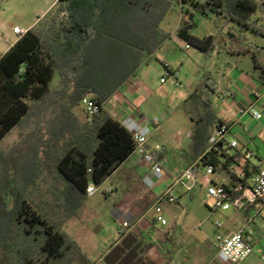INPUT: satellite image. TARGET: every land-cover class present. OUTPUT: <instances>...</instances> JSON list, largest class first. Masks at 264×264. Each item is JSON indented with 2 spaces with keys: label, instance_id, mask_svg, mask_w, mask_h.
I'll use <instances>...</instances> for the list:
<instances>
[{
  "label": "trees",
  "instance_id": "obj_1",
  "mask_svg": "<svg viewBox=\"0 0 264 264\" xmlns=\"http://www.w3.org/2000/svg\"><path fill=\"white\" fill-rule=\"evenodd\" d=\"M59 2L60 10L66 13L64 18L58 22L53 20L48 27L28 29L0 56V143L14 128L28 121L32 124L35 122L36 129L28 131L21 149L29 148L34 143L35 155L40 157V153L46 152L48 150L46 148H51L50 143H54L50 149L51 158L48 164H55L57 178L64 183L63 188L57 183L54 185L56 190L51 194L52 209L34 204L31 199L28 201L24 188L17 183L18 179L14 172L17 165L13 161L12 151L9 150L10 153L4 155L5 151L0 148V157L11 158L3 166L6 169L8 184L0 189V222L1 219L7 218L9 222L8 234L0 237V264H6L3 257H6L7 264H92L79 243L64 228L72 217H80L81 213L66 210L61 199L56 200V197L59 194L61 196L66 194L74 203L82 204V199L88 195L89 184L104 183L135 153L137 146L133 135L124 124L104 108L105 98L110 94L96 95L101 103V110L93 116L91 121L93 130L87 135L79 127L77 129L81 131L80 133L70 132L73 129L71 124L74 123V117L70 113V122L63 125L61 133L54 137V142L53 138L50 140L49 134L46 138L42 126L45 124L51 126V119L58 118L61 114L54 105L57 101L50 94L56 73L62 69L59 60L61 47L71 45L67 53L77 58L73 65L70 64L71 74L62 76V85L67 92L73 85L72 78L75 77L76 69L86 65L83 61L80 63V60L81 57L87 58L85 51L91 41H97L105 36L136 38L138 43L134 44L132 50L121 55L123 61L136 55L140 59L144 51L149 56L153 55L159 45L170 36L169 33L162 32L160 24L172 9V0H59ZM178 2H187L193 9V12L189 13L190 19L182 17L178 36L203 51L206 56L211 55L216 47L226 45L227 40L224 36L200 37L193 34L192 30L196 26L193 19L195 14L206 16L214 14L225 18L227 22H237L243 29L253 26V15L264 5V1L260 0H178ZM153 12L159 15H151ZM134 13L144 15L147 21L152 19L148 21L152 24L151 31L144 33L134 29ZM61 31L66 35V40L70 34L74 36L70 38L71 44L59 41ZM232 37L235 40H231L229 47L234 54L251 53L255 61L254 54L248 49L244 50L234 34ZM208 87L213 89V86L207 84V89ZM209 90L205 91L196 86L188 100L195 101V111L190 112L195 123L191 133L194 160L203 156L209 147L215 126L224 122L214 111ZM80 92L78 96L80 100L89 94L83 88ZM49 98L52 100L49 101ZM38 100L42 102L33 107V102ZM40 126L41 128L37 129ZM68 135L69 138H66ZM29 140L33 143L31 144ZM18 145L17 150L20 151ZM211 163L220 171L229 164L221 161L217 155H212ZM1 164L0 159V169ZM41 168L42 165L39 170ZM29 180L32 183L34 181L32 178H28V182ZM62 209L63 213L60 212ZM108 262L113 264L112 256Z\"/></svg>",
  "mask_w": 264,
  "mask_h": 264
},
{
  "label": "rangeland",
  "instance_id": "obj_2",
  "mask_svg": "<svg viewBox=\"0 0 264 264\" xmlns=\"http://www.w3.org/2000/svg\"><path fill=\"white\" fill-rule=\"evenodd\" d=\"M58 0H0V22H8V24L13 27L15 24H22L23 22L32 21L37 14H41L40 11L45 6L52 3H57ZM261 2L264 0H260ZM173 6L170 13L167 15L168 29L171 33L177 30V24L183 17L180 14L184 13L186 18L190 19V14L193 12L192 6L187 2H178V0H172ZM58 3L55 11L50 15V21L61 20L66 16L65 11H61ZM182 12V13H181ZM154 13V14H153ZM151 15H159L157 12H153ZM135 14L134 29L141 32L151 31L152 24L145 20L144 15ZM133 14V15H134ZM179 14V15H178ZM194 21L196 26L192 30L193 34L204 37L209 33H213L218 38L224 36L226 45L229 46L231 40H235V37L239 40V45L244 50H250L254 56L255 61L251 53L242 54L240 57L230 56V63L237 66V72L240 73L244 71V79L239 80L237 77L232 78V80L238 84L240 87L251 91L252 87L248 84L250 76L254 77V82L258 84L259 88L256 90L258 92L264 93V86L261 81V76L263 75L262 69H264V5H262L256 13L253 15L252 23L253 26L249 28H243L237 23H232L223 17H218L214 14L206 15H195ZM115 25V24H114ZM150 28V29H149ZM0 34L3 37V33L0 30ZM147 41V40H146ZM165 41L164 45H161ZM158 47L154 57L151 60L150 66V80L158 92L164 99V104L168 105V111L170 112V117L176 120V123H172L169 119L165 118V124L162 129L156 130L151 126L153 131L152 135L161 138V142L167 139L165 143L169 148L168 161H166V171L165 177L162 180V184H166L167 189L174 184L173 191L179 197V203L173 204V209H175V214H167L170 221L169 226L164 229L171 228V236L164 242L157 238L158 231L161 227L156 226L154 228L151 223V215L153 210H148L146 222H148L145 227V237L148 239L150 245L157 247L158 253H154V261L152 264H212L217 256V246H216V223L223 221L227 224H231L232 228L233 222L237 214L233 210H222V209H211L205 203V198L207 194V189L204 186L196 185L190 180L189 177L184 175L185 164L181 160L182 149L179 146L181 139L185 138L189 129H191L192 117L190 112H194L195 101H187L188 90H191L192 84L194 87H199L202 90L207 91V84L209 86L220 85V75H218L219 70L227 66V63L222 55L214 60L207 61L208 56L205 55L206 59L201 61L199 64L195 62V58L189 56V52H194L193 48L189 51H185L179 48L181 41L176 38L175 41L172 39L164 40ZM145 42V41H144ZM136 38L122 39L118 36H105L99 40L91 41L88 43V48L85 51L87 57L92 58V62L89 61L88 64L78 67L75 72V77L73 80V87L71 92H66L64 86L58 85L57 82L59 72L56 73L55 79L50 87L51 97H54L57 101V109L60 110V115L58 118H52L49 124L38 127L41 128L44 133H46V138L48 134L51 138L61 133V129L64 124H68L71 120L70 113L74 123L71 125L73 129L70 132L88 134L93 130L92 123L89 122L88 117L85 112V107L82 100L78 99L81 93L80 85L87 79L88 75L96 76L97 74H103L104 78L108 75L113 77V73L120 71L121 55L129 53L132 50L134 44H137ZM224 45V44H222ZM170 48V50H168ZM221 50H225L224 45ZM231 52V50H230ZM167 60L172 62L174 66L177 67L178 79L181 81L180 86H175L173 77H167L168 82L164 83L161 81L162 77H165L166 69L164 65L161 64L157 59ZM182 62V63H181ZM255 63L258 67L255 68ZM158 65L159 69H155L153 66ZM211 65V66H210ZM210 66V67H209ZM249 77H248V74ZM62 79V78H61ZM166 80V81H167ZM206 85V86H205ZM225 86V85H224ZM217 88V87H215ZM212 98V104L214 111L218 117L223 119H229L233 117V113L227 111V109L221 104V101H217L215 97L219 96V93H212L208 91ZM158 94V95H159ZM160 96V95H159ZM52 98H49V101ZM189 100V99H188ZM38 100L33 102L35 107ZM44 101V100H43ZM53 106V107H55ZM257 110H259L263 117L259 120L254 119L251 115L246 114L241 117V122L246 126V130L242 125L238 126L240 138L243 140H250V137L256 136V142L260 145L258 151L260 155L264 156V98H261L257 104H255ZM56 109V110H57ZM193 114V113H192ZM181 116L184 117L183 121H180ZM72 120V121H73ZM180 121V122H179ZM26 122L20 127L14 128L0 143V148L5 151L4 155H8L12 151L13 161L17 165L15 169V174L17 176L18 186L24 188L26 198L32 200L34 204H40L48 209H52L53 191L55 189V184L57 183L60 187H64V183L58 180L56 167L54 163L48 164L51 158V148L46 152H41L40 157L35 155V148L33 141L29 140L32 145L21 149L26 140L28 131L36 129L35 122ZM70 125V126H71ZM77 127L81 129L78 131ZM49 129V131H48ZM69 138V135L66 137ZM18 143H20L18 145ZM17 145L18 149L17 150ZM8 149V150H7ZM10 152L8 153V151ZM17 152V153H16ZM19 152V153H18ZM1 156V155H0ZM1 159V169L0 172V189L3 188L6 183V169L3 167L11 159L9 156L0 157ZM144 163L148 164L144 161ZM142 165L143 168L147 166ZM42 168L39 170L40 166ZM48 165V166H47ZM128 164H125L120 168L111 178H108L104 183L96 185L97 191L93 195H86L82 199V204L79 202L74 203L69 197L57 196V199H61L62 203L66 206V210H72L74 212L82 213L87 211L88 217L84 220L85 227L83 228V234L74 239L82 247L84 253L86 251L92 253V259L90 262L92 264H107L111 255L106 258V261L99 260L100 256L104 252V249L108 248L118 237L119 232L117 231V224L113 216L114 205L117 198L114 196H107L110 192L106 193V189L109 185H115L120 190L119 193L122 194L127 191L128 184H142L141 176L142 167L139 166L135 169H128ZM146 170V169H145ZM17 172V173H16ZM151 172L147 175H150ZM28 178H32V181ZM178 180V181H177ZM195 184V185H194ZM196 186L194 189H192ZM57 202V201H56ZM80 206V207H79ZM59 207V206H58ZM63 213V209L60 210ZM8 219V218H7ZM7 219H1L0 222V237H4L8 234V221ZM70 220L64 225V228L68 230ZM221 231H224L221 229ZM71 234V233H70ZM152 234V237H150ZM145 244V243H144ZM82 245H85L84 248ZM153 252H156L154 250ZM88 256V254L86 253ZM3 262L7 264L6 257H3ZM107 262V263H106ZM244 264H261V259L259 254H252Z\"/></svg>",
  "mask_w": 264,
  "mask_h": 264
},
{
  "label": "crops",
  "instance_id": "obj_3",
  "mask_svg": "<svg viewBox=\"0 0 264 264\" xmlns=\"http://www.w3.org/2000/svg\"><path fill=\"white\" fill-rule=\"evenodd\" d=\"M59 3V0L57 3H52L50 5L45 6L40 11V15L37 14V16L32 21L23 22L22 24H15L13 27H11L8 22H0V30L3 33V37L0 34V53L4 54L7 52L19 39L20 35L31 28H39L41 26L48 27L52 22L50 21V15L55 11L57 5ZM170 13V11L167 13V15ZM182 13V12H181ZM167 15L163 19V21L160 24V29L164 33H169L170 36L166 39H172L173 41L179 39L181 43L179 44V48H182V45L186 42L185 40L181 39L178 36V28L180 26V21L177 24V30L174 33H171V30L168 29L167 22ZM179 15V14H178ZM181 16H184V13L180 14ZM196 15V14H195ZM194 15V17H195ZM193 17V19H194ZM18 26L20 27L23 32L21 34H17L14 31V28ZM213 35V33H209V36ZM72 34L68 37L66 40V35L61 31L59 41L60 42H67L68 44H71L70 38H72ZM165 39V40H166ZM165 41L161 44L164 45ZM58 44V43H57ZM55 45V44H54ZM56 46V45H55ZM225 50H221L222 48L216 47V49L212 52L211 55H209L210 60H214L216 57L219 58L222 55L224 56V59L227 63V66L219 70L218 75H220V85H213V89L211 87H208L212 93H218L217 88L221 89V92L224 93L223 95L220 92V95L215 97V99L218 101H221V104L227 109V111L233 113V117L229 119H223L226 123H229L233 127V132L238 135L237 132L238 126L242 125L244 129L246 130V126H244L241 122V117L238 112V107L240 105H243L246 102L251 101V93L256 92V90L259 88L258 84L253 81L254 77L250 76L251 78L248 81V84L252 87L251 91L246 90L243 87H240L238 84H236L232 78H238L241 80V78L244 79V71H241L238 73L237 66L230 63V56L240 57L242 54H234L233 50L225 45ZM71 47V45L66 44V48L61 47V53L60 57L56 55V57H59V60L61 61L62 69L59 72V77L57 82L58 85H62V76H68L70 75L69 68L72 66L70 64H74L75 60L77 59L75 56L71 57L67 50ZM194 49L192 53H188L190 57L195 58V62L199 64L201 61L205 60V53L203 51H200L199 49L195 47H191L190 49ZM158 49V48H157ZM170 50V48L168 49ZM184 50V49H183ZM231 50V52H230ZM157 51V50H156ZM155 51V53H156ZM186 51V50H185ZM189 51V50H188ZM187 51V52H188ZM155 53L153 55H148L146 51L143 52V55L140 57V59L137 58V55L131 59H124L120 66V71H116L113 73V77L106 76L104 78L103 74L100 75H88L87 79L80 85L81 88H83L85 91H88L89 94L86 95L87 97H95L97 94H110L105 98L104 102V108L115 118L123 122V120L129 116L134 115V117L142 124H146L150 129L152 126L156 130H161L163 125L165 124V118L169 119L172 123H176V120L174 118L170 117V112L168 111V105L164 104V99L159 94L158 90L156 89V86L153 85L150 78V66L152 65L150 62L151 60L156 57ZM92 58H84L81 57L80 63L82 61L87 64L89 61L92 62ZM161 64L164 65V68L166 69V65L170 68L172 72L177 71V67L172 65L173 63L167 60L157 59ZM182 63V62H181ZM211 66V65H210ZM209 66V67H210ZM155 69H159V66L156 64L153 66ZM258 67V64L255 63V68ZM264 71V69H262ZM69 72V73H68ZM248 74V73H247ZM249 77V74H248ZM163 78V77H162ZM55 79V78H54ZM174 80V77H173ZM162 81V79H161ZM261 81L264 86V72L261 76ZM168 80L164 83H167ZM175 84V80H174ZM225 85V86H224ZM63 86V85H62ZM176 86V85H175ZM73 85H71V88L68 90L69 92L72 91ZM217 87V88H215ZM194 84H192L191 90H188L187 94V101L194 91ZM67 91V92H68ZM160 96H159V95ZM226 94V95H225ZM106 96V95H105ZM218 116V115H217ZM180 121H183L184 117L181 116ZM192 119V117H190ZM89 120V119H88ZM89 120V122H91ZM179 121V122H180ZM194 121L192 119L191 121V129L187 132L185 138L181 139V142L179 146L182 149L181 154V160L185 164V169H187L189 166L192 165H198L201 161V156L197 159H193V151L191 149L192 146V137L191 133L194 129ZM151 130V134L148 138V146L154 147L156 145H161L163 148L162 153L159 155L165 160L164 162V170L166 169L165 163L168 161V155H169V148L165 144L167 143V139H164V141H160L161 138L152 135L153 131ZM256 136L250 137V144L249 147L255 151H258L260 145L256 142ZM208 150V148H207ZM206 150V151H207ZM205 151V153H206ZM204 153V154H205ZM203 154V155H204ZM260 154V153H259ZM125 164H128V169H135L139 166L142 167L143 175H140L141 177V183L142 184H128L127 185V191L120 194L119 189L115 185H109L106 189L107 196H114L117 198V201L114 205L113 210V216L117 224V231L119 232L117 239L114 243H112L108 248L104 249V252L100 256L99 260L106 261V258L111 255L112 256V262L113 264H152L154 261V253H158L157 247L154 245H150L148 239H146L145 235V227L146 224V217L148 210H153V213L151 215V220L149 223L154 228L156 226L161 227L158 231L157 238L164 242L165 240L169 239L171 236V228L164 229L165 227L169 226L170 221L167 217V214H175V209H173V204L170 202H161L160 195L164 190H166L165 185L162 184V180H157L156 184L153 187L148 186L144 183V177L148 174V172H151V165L144 163V161L136 154H132L114 173L113 175L122 168ZM147 166L145 169L143 168L144 165ZM166 171V170H165ZM112 175V176H113ZM111 176V177H112ZM110 177V178H111ZM165 177V176H164ZM195 185V184H194ZM199 186H202L201 184H196ZM167 186V185H166ZM196 186H194L192 189H194ZM108 189H111L108 191ZM176 203H179V197L178 201ZM162 205L164 210V217L168 220V223L166 225H161L159 223H156L154 220V214H155V207L156 205ZM89 209H87L88 211ZM84 212L82 213V216L80 217H72L70 219L68 230L70 231L71 235L74 237H78V241L80 236L83 234V228L85 227L84 220L88 217V213ZM128 222V227H123V223ZM148 227V226H147ZM150 237H152V234H150ZM145 243V244H144ZM84 248L85 245H82ZM156 250V252H153ZM88 254L89 259H92L93 255L92 253L86 251ZM108 262V261H107ZM106 262V263H107ZM107 264H110L109 262Z\"/></svg>",
  "mask_w": 264,
  "mask_h": 264
},
{
  "label": "built area",
  "instance_id": "obj_4",
  "mask_svg": "<svg viewBox=\"0 0 264 264\" xmlns=\"http://www.w3.org/2000/svg\"><path fill=\"white\" fill-rule=\"evenodd\" d=\"M14 31L17 34L23 32L18 26ZM191 47L188 42L182 45L186 51ZM167 77H174L175 85H181L178 73L172 72L168 65L162 82H166ZM217 90L220 95L221 89L217 88ZM261 98H264V93L252 92L251 101L238 107L240 116L249 114L254 119H261L263 115L255 107ZM82 103L89 120L101 110V103L95 97L86 96L82 99ZM122 123L136 141L135 153L151 165V174L144 177V183L153 187L157 180L161 181L165 176V160L159 155L163 148L161 145L148 146L151 129L146 124L140 123L134 115L127 116ZM249 144V139L243 140L240 135L233 132L231 124L226 122L218 124L214 128L208 150L202 156L200 163L189 166L184 171V175L193 183L201 184L207 189L205 203L209 208L233 210L237 214L233 222L234 228L223 221L216 223L217 256L212 264H244L252 254L256 253L260 255L261 264H264V156L251 149ZM212 155L219 156L221 161L229 162L227 168L218 170L211 163ZM175 183L176 180L162 192L161 202L178 201L173 191ZM96 191V185L91 182L87 194L93 195ZM154 220L161 225L168 223L160 204L155 207ZM128 226V222L123 223V227Z\"/></svg>",
  "mask_w": 264,
  "mask_h": 264
}]
</instances>
